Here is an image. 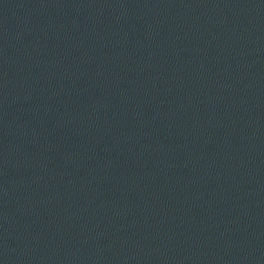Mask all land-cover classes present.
I'll list each match as a JSON object with an SVG mask.
<instances>
[{
    "label": "water",
    "instance_id": "95a60500",
    "mask_svg": "<svg viewBox=\"0 0 264 264\" xmlns=\"http://www.w3.org/2000/svg\"><path fill=\"white\" fill-rule=\"evenodd\" d=\"M0 264H264V0H0Z\"/></svg>",
    "mask_w": 264,
    "mask_h": 264
}]
</instances>
